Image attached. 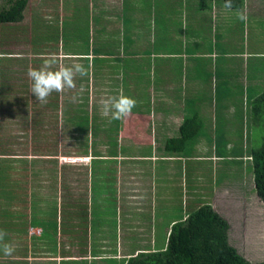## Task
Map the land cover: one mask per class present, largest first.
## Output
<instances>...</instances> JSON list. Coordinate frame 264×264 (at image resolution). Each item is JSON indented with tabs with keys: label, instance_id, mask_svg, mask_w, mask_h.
I'll return each mask as SVG.
<instances>
[{
	"label": "crops",
	"instance_id": "0c3cea01",
	"mask_svg": "<svg viewBox=\"0 0 264 264\" xmlns=\"http://www.w3.org/2000/svg\"><path fill=\"white\" fill-rule=\"evenodd\" d=\"M10 1L0 0V4L7 6ZM75 1L83 3L82 0ZM91 1L96 2L92 4L91 8L88 7V11L92 13L95 10V13L99 15L93 22L96 26L93 30L102 33H132V35L124 34L120 37L118 44H103L109 48H117L118 52L116 55L105 57L107 61L102 64V67L106 65L107 68L114 70L113 66L117 63L116 60H119L121 69L127 64L131 69L133 60L130 57L137 58L138 65L148 70L144 91L146 97L140 96L137 89L140 85L139 82L136 81L135 86L134 80L123 82L120 79L121 74H118V80L116 81V78L111 85L100 84L102 88L105 86L108 89L116 88L114 96L132 95L131 98H134L137 103L131 115L120 120H111L108 117L103 120L107 124L97 125V128L102 130V137L105 141L109 144L114 143L116 151L120 154L114 150L108 155L94 152L93 159L89 163L78 167L80 171L77 172V178L75 177L76 194L67 190L69 186L65 188L66 196L75 200L73 202L77 206L76 217L73 219L79 224L80 222L84 223L83 218L86 217V225L78 228L84 229L82 234L85 235L88 243L87 251H78L80 255L78 257L75 250L69 252L67 249L56 264H125L130 257L138 254L164 250L172 226L185 220L189 213L203 204L216 207L217 212L222 215V207L225 206L224 199L228 203H238L241 206L238 208L243 215L248 212L249 205H253L255 208L252 210L256 214L260 207L259 204L264 206V203H260L256 193L248 192L249 189L255 192L251 167L243 168L242 185L238 183L236 186L230 180V175L234 173L233 168L237 165L235 161L238 158L242 157L249 161L248 150H243L241 156H238V154H232V151H235L232 145L248 144L253 136V132L245 131L244 127H247L246 119L251 109L250 103L264 92V61L260 59L264 57V52L261 50L249 52L245 57L247 59L246 68H241L242 61L238 59L242 55L245 56L244 54L248 51L244 48L237 50V47L240 44L249 45L247 41L249 34L247 40L243 41V39L238 40L240 36L236 34L227 39L228 37H222V34L218 33L225 25H230L229 23L238 24L239 21L236 18L234 20L237 22L232 21L233 19L228 20L225 14L241 12L244 10L245 4L243 3L240 10H228L224 6L220 7L216 4L214 7L217 8L214 12L213 9L210 15L209 12L202 13V10L196 9L195 0H192L190 4L184 0H176L182 5L175 17L174 25H172L174 17L172 20L165 19L163 23L166 29H169L168 31L177 32V37L179 40L181 39L183 45L189 42L185 35L190 30H194L193 33H196V28L203 27L207 28L205 31L209 35L212 33L209 36L212 40L210 44L198 43L196 38H193L194 41L191 40V43L195 50H189L190 48H185L181 44L174 50L157 52L158 59L170 58L176 63V60L181 58L183 65L189 61L195 65H207L211 70L209 73L205 67H201L197 74L195 72L188 74L183 68L178 70L176 65L173 70V63H170L172 67L168 69L161 61H153L152 57H149L151 54L145 56L141 53L135 55L130 50L127 52L129 46L121 44L126 41L140 42V48L144 40L145 45L141 47L150 48V46L156 45L154 41L149 43L148 37L155 28L157 12L162 11L163 0H159L160 3L157 7H151L147 0H138L139 5L135 8V12L131 13L129 12L131 8L127 10L125 7V0H89L90 3ZM72 4L73 0H29L24 10V18L14 23L18 24L17 30H13L15 29L14 25H10L13 32L12 34L7 33L8 42L13 45L20 41V25L30 30L35 29L39 25L38 18L43 17L44 21L40 23V27L44 26L45 17L48 18L56 11L57 13L54 15L61 18L64 15L63 8H71L76 11L75 13L71 12L69 16L73 17L77 14L78 18L75 21L70 19L69 22L73 20L72 24L74 22L78 24L82 11L77 5L72 7ZM118 4L121 5L120 10L117 7ZM222 10L227 12H221ZM219 13L223 19H226V23H224L225 20L219 21L222 25L218 23L216 30H212L214 21H210V18L217 17ZM254 13L257 14L256 11ZM234 15L237 14L234 13ZM255 16L257 17V15ZM36 21L37 23L34 25ZM49 26L45 25V27ZM35 31L33 30V32ZM27 37L33 39L30 36ZM108 37L103 36L101 40L106 42ZM28 39L25 41L28 42ZM215 39L222 42L221 51H218ZM27 46L35 48L39 45L28 44ZM70 47L76 46L71 45ZM121 48L125 52L123 55L120 53L122 52ZM78 58V60L87 59L83 56ZM248 64L253 68L249 69ZM40 66L35 61L30 68ZM157 66L164 69L165 74L158 73L156 75ZM206 72L211 77L209 87L205 86V81H209L206 79H210L209 76L206 77ZM124 83H126L125 86ZM134 87L137 89L136 92H134ZM30 91L31 86L29 93H31ZM174 96L177 99H174ZM239 103H242L243 108H238ZM88 106L90 109L91 107L101 109L96 103ZM238 111L241 112L240 122ZM219 113H221L220 117L217 116ZM3 115L0 111V117ZM194 115H197L202 121L198 134L187 140L180 151H166V141L179 137L180 125L183 120ZM204 119H212L215 122L211 123L213 129L210 126H205ZM219 121L222 122L219 124ZM242 128L243 131H240ZM118 137L121 138L120 142ZM18 146L16 145V148ZM16 148L11 151L15 152ZM5 153H10V151L7 150L0 154V166H11L8 171L16 170L19 166L24 167L20 160L31 162L33 168L37 170L38 163L32 161L40 159L35 156L32 155V159H28V157L16 158L13 157L14 154ZM18 163L19 165H16ZM106 166L108 171L105 170ZM28 167L32 168V165L30 164ZM26 168L24 167L23 172H27L29 183L32 174L29 175ZM8 171L4 170L0 173H3L5 177L11 173ZM46 175L47 173H44V177ZM68 176L74 177L73 175ZM65 177L66 175L63 177V182ZM63 185L65 184L63 183ZM254 199L256 203L254 201L248 203L249 200ZM10 204L8 202L0 203V229L2 224L6 225V230L0 232V237L2 234L6 236L8 234L11 241L17 238V245L22 248H14L11 247L12 244H6L13 249V252L11 255H5L1 249L3 248L1 245L3 239L0 238V264H53V257L44 256L53 255V253L49 249L47 250L44 241L40 238V228H33V230H39L37 234L29 232L32 227L26 233L21 230L24 228V219L20 214L21 209L12 210ZM43 204L49 208L54 205L53 203ZM58 205H60L63 216L70 217L71 213L67 212L66 204L58 203ZM28 206V212H30L31 203ZM35 206L38 204L35 203ZM9 224H15V226L7 229ZM20 239L25 240L26 244L22 245L23 240ZM109 242L111 248L108 245ZM36 256L38 258H35Z\"/></svg>",
	"mask_w": 264,
	"mask_h": 264
},
{
	"label": "rangeland",
	"instance_id": "374dc122",
	"mask_svg": "<svg viewBox=\"0 0 264 264\" xmlns=\"http://www.w3.org/2000/svg\"><path fill=\"white\" fill-rule=\"evenodd\" d=\"M98 1V0H97ZM116 1V0H114ZM119 1V0H118ZM162 4V11L157 12L156 14V22H155V28H153V32L150 33L149 43L154 41L156 45L150 46V48L141 47L145 45L144 40L142 41V44H139L140 42L135 41H126L122 42L121 44H125L126 46H129V49L127 47V52L130 50L133 54L137 55L136 53H141L149 55V57H152V60H158L164 63L165 67L168 69L172 67L170 63H173V70L175 68V65L177 66L178 70H182V68L185 70L186 73L190 74L192 72H195L196 74L199 72L201 67H205L206 70L211 73L210 67L207 65H195L193 62L186 61L183 65L182 59L179 58L176 60V63H174L173 59L170 58H161L158 59L156 56L157 52H162V50L168 52L171 50H174L175 48H179L182 44L181 39L179 40L177 37V32L168 31L166 27L164 26L163 21L165 19H170L174 17V21L172 22V25H174L175 17H177V13L180 9L179 1L176 0H163ZM186 3H191L192 0H184ZM216 1L214 5H209L208 9L203 10L202 13L209 12L211 15V11H215L217 7H214L216 4L220 7H222V3L219 0H212ZM245 4L244 10L241 12L235 11L237 15H234V13H226V10H222L221 12L226 13V18L233 19L232 21L237 22L239 21L240 17H245L244 19H247L249 17H254L257 15V18L259 21H263V27H262V33L261 35L264 36V5L262 3L263 0H243ZM83 3H79L75 0H73L72 7L74 5H77L79 9L82 11V15H79V23L77 24L74 22L72 24V21L76 20V16H69V14L75 13L76 11H73L71 8H63L64 15L61 16V18L58 17V15H54L57 13L54 12L52 15H50L48 18H46V23L44 26L40 27V23L44 21L43 17L38 18V27L35 29L30 30L29 28L24 27L23 25H20L19 32L21 35L20 41L13 43L11 45L7 40V33L12 34V29L10 25H14L15 29L17 30L18 24H3V26L0 27V111L4 115L0 117L1 126H0V154H3L7 150L10 151V153L5 154H14L13 157H28V159H32L33 156L40 159L41 161L38 162L37 170L35 168L27 167L26 170L29 173H32L33 171H38L39 175H33L30 178V182L26 183L27 185V191L24 190V194L19 195L20 201L17 200L13 203H9L12 210L14 209H21L23 213L28 210L29 203H51L53 199H57V203H69L67 199H65V187H63V183L66 186H69L67 189L68 191H73L72 194H76L77 190V172L80 171L78 167H81L84 163H89L91 159H93V153H102L104 155H108V153L112 152V150L116 151L115 148L116 145L109 144L105 141V139L102 137V130L99 128H95L91 121L94 120L95 125L104 123L103 120L108 119V117L102 116L103 107L102 104L105 100L114 97V94L116 93V88L110 87L108 89L106 86L105 88L100 87V84L104 85L108 83L109 85L114 83V80L119 76L118 74H115L114 70H111L109 67L105 65L102 67L100 65L105 63L106 58L99 59L97 55H93L87 57V59H80L78 57H82L80 55H67L68 52L74 51V53H83L85 48V39L84 35L87 36L89 31V43L92 45L93 43H96L101 46V44H118V40L120 37L131 34L132 33H102L101 31H95L93 30L94 27V20L99 16L95 13V10L92 13L88 11V7L91 8L92 4L96 1L89 0H82ZM98 3V2H97ZM160 1L156 0V2L153 4L152 7H157L159 5ZM118 9L120 10L121 5L118 4ZM139 5L138 0H125V7L127 10L131 8V12H135V8ZM254 11L257 12V14L254 13ZM98 12V10H97ZM123 12V11H122ZM233 12V11H232ZM255 14V15H254ZM93 16V17H92ZM256 17V16H255ZM43 18V19H42ZM103 18V17H102ZM150 18V15H149ZM234 18L237 19V21L234 20ZM70 19L71 22H69ZM254 19V18H252ZM64 22H61V21ZM213 20V27L212 30H216L217 24L219 21L225 20L224 23H226V19L222 18L221 13L218 14L217 17L210 18V21ZM37 23V21L34 23V25ZM238 26L236 24H232V27L230 25H225L220 31H218L219 34H222V37H228L227 39H230L233 35L240 36L238 40L243 39V41H246L247 35L249 34L248 42L249 45L240 44L237 47V50H240L242 48L246 49L248 52L242 55V57L238 60L242 61L240 64L241 68H246V58L248 56L249 52L254 51L256 49L255 47L257 45L262 46L258 42H253L252 38H255L257 35L253 34L254 37H252V34L249 32V29L242 27V24L237 22ZM50 25L49 27H45V25ZM219 25H222V23H219ZM234 25V26H233ZM259 28V27H258ZM72 29H77L79 33H73L71 32ZM173 29V28H172ZM207 28H196V33H193L194 30H190L187 32L185 37H188L187 42L189 40L188 44H182L185 48H190L189 50H195L193 49V45L191 43V40L194 41L193 38H196L198 43H205L210 44L212 41L209 36H211L205 31ZM33 30H36L33 32ZM138 34V33H137ZM80 35L82 36L81 39H79ZM230 35V36H229ZM26 36V37H25ZM27 36L32 37L33 39H28ZM38 38H35V37ZM52 36L50 38H44L41 37H47ZM100 36V37H99ZM108 37L109 39L101 40L102 37ZM180 37V36H179ZM191 37V38H190ZM217 38V37H216ZM25 39H28V42L25 41ZM117 40V41H116ZM2 41V42H1ZM33 41V42H30ZM88 41V40H87ZM116 41V42H115ZM70 42V43H69ZM217 42L218 51H221L222 48V42L219 41V39H215V43ZM39 45L38 47L32 48L27 45ZM148 44V42H147ZM15 45V46H14ZM71 45H77V46H83L82 48H76V47H70ZM95 46V44H94ZM5 47V48H4ZM4 48V49H3ZM264 48V45L261 49ZM260 49V50H261ZM2 50L9 51L8 53H5V55L2 54ZM122 52H120L122 55L125 54L123 52V48L120 49ZM264 52V49L262 50ZM84 57V56H83ZM49 58H54L56 60V64L54 66L55 69H59L65 66H71L73 64H81L86 69V75L84 77L77 76L75 79L76 87L72 89H65L63 92H60L58 94L57 99V114L56 109L53 110L52 108H44L47 107L49 102L53 101L55 98V95L52 93L48 98L46 102H39L35 96L31 93H29V85L30 78L27 75V72L31 66L34 65V62L36 61L37 64L42 65L45 60H48ZM86 58V57H84ZM192 58H195L192 56ZM130 59L133 60V63L131 65V69L128 71V73L120 78L124 82H128L130 80H133L132 77L135 76L134 80V86L139 82L140 85L137 87L138 91L140 92V96L146 97L144 95V91L146 88V76L148 75V70L146 68L140 67L138 65V59L133 57H130ZM130 61V60H129ZM250 64V59H249ZM248 64V68H253L252 65ZM170 65V66H169ZM261 68V66H259ZM166 71L164 69H160L159 66H157V73L165 74ZM206 72V77L209 76L210 79H206L209 81H205V86L209 87L211 82L210 74ZM144 74L145 76H143ZM246 74V73H244ZM113 75L115 78L113 79ZM157 77V76H156ZM119 78V77H118ZM116 79V81L118 80ZM198 78V77H197ZM130 83V82H129ZM126 83H124L125 86ZM97 85V86H96ZM130 85V84H129ZM127 92L128 91V88ZM137 89L134 87V92L137 91ZM96 90H99V92H96ZM109 90V91H108ZM31 92V91H30ZM67 93V94H66ZM70 93V95H68ZM128 97H132V95H124ZM174 99H177L176 96L173 97ZM218 99V98H217ZM72 103L73 106H71L72 110L75 112L79 111H88L90 115V122L88 123V132L82 133L81 130L78 128H72L68 121L66 120V117L64 113L65 112V104L66 102ZM35 102L36 105L39 107H34L33 103ZM253 102V101H252ZM82 104V106H78V104ZM96 103L99 108L101 109H94V107H90L88 105ZM27 104V105H26ZM251 106L254 105V103H250ZM21 110H18L19 108H22ZM242 107V103L238 104V108ZM18 110V111H17ZM229 107V111H230ZM248 116L246 119L247 127H244L245 131L250 130L251 133L253 132L252 141L247 143H237L233 144L235 151H232V154H238V156H241V151L244 148V151L248 150L250 153V150L252 147H257L261 143L262 140V131L260 130V126L258 123L254 122L253 119V110L250 109L248 112ZM257 113V112H255ZM83 114V113H81ZM218 117L221 116V113L217 115ZM238 117L239 122L241 118V112L238 111ZM256 120H259V117H254ZM205 120V126H210L212 128L211 123H215L212 121V119H204ZM222 122V121H221ZM218 122L219 124L221 123ZM254 124L256 126H254ZM213 129V128H212ZM211 129V130H212ZM239 130V129H238ZM240 131H243V128L240 129ZM47 135V138L45 136ZM45 138V139H44ZM119 138V142L121 141V138ZM16 145H19L16 148ZM232 145V146H233ZM15 149V152H12V149ZM119 153L118 151H116ZM120 154V153H119ZM27 155V156H26ZM33 155V156H32ZM89 155V156H85ZM85 158V159H84ZM237 165L233 168L234 173H231L230 180L235 183L236 186H238V183L242 182V173L243 168L246 166L251 167L250 161L247 159H244L242 157L238 158L237 161H235ZM16 165H19L16 164ZM244 165V166H243ZM30 168V169H28ZM12 175L8 174L7 177L10 179H13L14 181H19V173L24 171V167L19 166L16 170H9ZM8 171V172H9ZM9 172V173H10ZM44 173L46 177H44ZM66 175L65 180L63 182V177ZM68 175H73V178H70ZM219 175V173H218ZM79 176V175H78ZM76 177V178H75ZM75 178V179H74ZM21 180V178H20ZM17 181V182H18ZM24 182V181H23ZM239 185H242L239 184ZM235 187V186H234ZM3 188V187H2ZM57 188V191L54 192ZM255 190V188H254ZM248 192H251L252 194L256 193L251 189L248 190ZM26 193V194H25ZM40 197L43 199H37V197L32 198L33 195ZM57 193V195H56ZM57 197H54V196ZM52 199H49L51 198ZM77 198V195L75 196ZM64 198V199H63ZM49 199V200H48ZM256 203V200H249L248 203L252 202ZM25 202V203H24ZM223 202H225V206L222 207V217L228 222L229 224V230H228V238L231 245L236 247V249L239 251L240 254H242L247 260H249L252 264H256L258 262L264 261V206L263 204H259L260 207L258 208L256 214L252 210V208H255L253 205H249L250 207L247 209L248 212H246V215L242 214L238 207H241L238 205V203H228L226 200L223 199ZM2 203V202H1ZM7 203V202H6ZM260 203H263L262 201ZM24 207V208H23ZM212 208L217 212V208L212 206ZM28 212V211H27ZM218 213V212H217ZM252 213V214H251ZM220 215V213H218ZM254 215V216H253ZM246 221V222H244ZM33 228L29 229L30 233L37 234V230H33ZM23 240V239H20ZM22 241V245H25L26 243ZM14 242V243H13ZM63 245L69 249L68 251L75 250V254H77V257L80 256L78 253L77 247L71 245L72 243H69L67 239L60 238V241L58 243ZM18 239L14 238L11 241V247L14 248H22L17 245ZM49 244V243H48ZM108 245L111 246V243L109 242ZM44 246V245H42ZM52 246H46L47 250L50 249ZM60 246L56 252H52L53 255H44L53 257V264H56L59 262L61 253ZM39 251V250H38ZM37 252V251H36ZM35 252V253H36ZM82 256V255H81ZM35 258H38L37 256ZM44 262V261H43ZM108 263V262H107Z\"/></svg>",
	"mask_w": 264,
	"mask_h": 264
},
{
	"label": "trees",
	"instance_id": "16d2710c",
	"mask_svg": "<svg viewBox=\"0 0 264 264\" xmlns=\"http://www.w3.org/2000/svg\"><path fill=\"white\" fill-rule=\"evenodd\" d=\"M29 0H11L7 6H1L0 4V25L1 24H14L21 21L24 18V10L28 4ZM224 6V0H219ZM149 5L152 7L156 0H147ZM196 9L205 10L209 8V5H214L216 1L212 0H195ZM264 2V0L262 1ZM243 0H231V8H227L228 10H240L243 7ZM264 4V3H263ZM254 18V19H252ZM239 23L242 24V27L248 28L249 32L253 35L256 34L255 38H252L253 42H258L260 45H257L254 51L260 50L264 45V36L261 35L263 21H259L257 17H249L247 19H239ZM230 27H232V23H229ZM238 26V24H236ZM234 26V25H233ZM259 27V28H258ZM71 32L79 33L77 29H72ZM52 36L41 37L50 38ZM81 35L79 39H81ZM254 37V35H253ZM35 38H38L37 36ZM85 39V48L83 53H74V51H70L67 55H82L84 57H89L93 55H97L99 59L107 58L110 55H116L118 52L117 48L114 47H106L103 44L98 45L93 43L92 45L89 43V31L87 36L84 35ZM88 40V41H87ZM2 42V41H1ZM95 44V46H94ZM76 48H82L83 46H77ZM104 46V47H103ZM5 48V47H4ZM3 48V49H4ZM33 48V47H32ZM264 49V48H263ZM261 49V51L263 50ZM9 51L2 50V54L8 53ZM111 52V53H110ZM263 52V51H262ZM101 57V58H100ZM261 61H264V57L260 58ZM112 60V59H111ZM107 61V59L105 60ZM117 63L113 66L115 74L126 75L130 70L129 64L124 66V68H120L121 62L116 60ZM102 66V64L100 63ZM122 66V65H121ZM129 69V70H128ZM128 70V71H126ZM135 76L132 77L133 80ZM124 82V81H123ZM32 83V82H31ZM31 84L29 85V87ZM97 86V85H96ZM109 91V90H108ZM55 98L53 101L49 102L47 107L44 108H52L55 110L57 108V99L58 94L53 92ZM70 95V93H68ZM125 95V94H121ZM118 96V95H117ZM134 99V98H133ZM36 108L39 106L36 105L35 102H32ZM252 103L251 109L253 110V119L255 123H258L260 126V130L262 133V140L259 146L252 147L249 154V161L251 163V170L253 173V180L256 190V195L264 203V92L260 97L255 99ZM65 116L66 120L70 124L72 128L80 129L82 133L88 132V123L90 119V115L87 111H79L75 112L72 110L68 101L65 104ZM78 106H82V104H78ZM257 112V113H255ZM83 113V114H81ZM57 114V109H56ZM254 117H259V120H256ZM107 124L106 121H104ZM91 124L96 128L94 120L91 121ZM202 126L201 119L194 115L189 118H185L180 125V135L176 138H170L165 143L166 151H180L186 144L187 140L193 138V135L198 134L199 129ZM254 126H256L254 124ZM47 138V135L45 136ZM44 138V139H45ZM252 139L250 140V142ZM234 146V145H233ZM234 148V147H233ZM235 150V148H234ZM244 150V148H243ZM242 150V151H243ZM249 150V149H248ZM241 151V152H242ZM21 164L24 167H28V165L33 164L27 160H20ZM33 163L40 162V160H33ZM11 166H0V172L8 171ZM93 169V167H92ZM106 171H108V167L106 166ZM39 175L38 171H33L29 175ZM11 175V173H10ZM19 181H14L7 177H4L3 173H0V203H13L14 201L20 199L21 194H24V190L27 191L28 183V174L27 172L19 173ZM21 178V180H20ZM24 181V182H23ZM3 187V188H2ZM63 187L67 188L68 186L63 185ZM57 191V188L54 192ZM26 194V193H25ZM32 196V198L37 197V199H42L41 196L38 197L37 193ZM57 195V193H56ZM54 197H57V196ZM65 199L68 200L69 203L66 204L67 212L71 213L70 217H65L62 214V210L60 205L57 203V199H53L51 203H53V207L44 206L43 203H37L38 206H35L34 202H31L30 212H24L21 210V216L23 220L24 228L21 230L26 231L32 228H40V238L44 241L45 246H52L49 250L52 252H56L60 248V253L63 254L67 251V248L58 243L60 238L67 239L71 245L77 247L79 252L87 251V240L85 239V235L82 234L83 228L81 230L78 228L79 226L83 227L86 225V217L83 218L84 223L80 222L79 224L75 221L77 206L73 202L75 200H71V198L66 196V192L64 194ZM49 199H52L49 198ZM48 199V200H49ZM64 199V198H63ZM70 200V201H69ZM20 201V200H19ZM43 201V199H42ZM25 203V202H24ZM48 204V202H47ZM56 205H58L56 207ZM28 211V210H27ZM15 224H9L8 228L14 227ZM6 230V225L2 224L0 232ZM228 230L229 224L228 222L219 215L211 205L203 204L195 211L188 214L187 218L183 221L177 222L171 228L168 240L166 241V247L164 250H159L155 252H145L138 254L136 256L130 257L125 264H252L249 260H247L239 251L230 244L228 238ZM39 232V231H38ZM8 236V237H7ZM2 234L0 238L3 239L1 241V245L4 247L11 244V240H9V235ZM49 243V244H48ZM70 252V251H69ZM256 264H264V261L258 262Z\"/></svg>",
	"mask_w": 264,
	"mask_h": 264
},
{
	"label": "clouds",
	"instance_id": "9594fccd",
	"mask_svg": "<svg viewBox=\"0 0 264 264\" xmlns=\"http://www.w3.org/2000/svg\"><path fill=\"white\" fill-rule=\"evenodd\" d=\"M224 7L231 8V0H224ZM244 18L243 16L240 17V19ZM55 64L56 60L49 58L40 67L30 68L27 72L32 82L31 93L39 102H46L53 92L60 93L65 89L75 88L76 77L86 75V69L81 64H73L59 69L54 68ZM136 103L133 98L128 96L111 97L102 104V116L110 117L111 120H120L131 115ZM3 252L5 255H11L13 249L6 245Z\"/></svg>",
	"mask_w": 264,
	"mask_h": 264
},
{
	"label": "built area",
	"instance_id": "2783aa9c",
	"mask_svg": "<svg viewBox=\"0 0 264 264\" xmlns=\"http://www.w3.org/2000/svg\"><path fill=\"white\" fill-rule=\"evenodd\" d=\"M85 159V158H84Z\"/></svg>",
	"mask_w": 264,
	"mask_h": 264
}]
</instances>
